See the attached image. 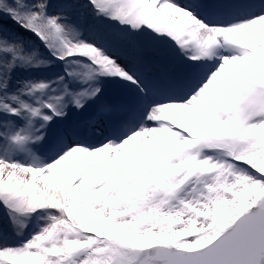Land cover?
I'll return each mask as SVG.
<instances>
[{"label":"snow or ice","instance_id":"obj_1","mask_svg":"<svg viewBox=\"0 0 264 264\" xmlns=\"http://www.w3.org/2000/svg\"><path fill=\"white\" fill-rule=\"evenodd\" d=\"M0 264H264V0H0Z\"/></svg>","mask_w":264,"mask_h":264},{"label":"rangeland","instance_id":"obj_2","mask_svg":"<svg viewBox=\"0 0 264 264\" xmlns=\"http://www.w3.org/2000/svg\"><path fill=\"white\" fill-rule=\"evenodd\" d=\"M8 23L11 27V22L9 21ZM138 47H140L144 51L146 59L150 62L162 63L164 61L166 53L161 52L160 49L157 46L153 45L150 41H148L147 38H139ZM106 97L112 102H119L115 97H120V93L118 89L109 85L107 87Z\"/></svg>","mask_w":264,"mask_h":264},{"label":"trees","instance_id":"obj_3","mask_svg":"<svg viewBox=\"0 0 264 264\" xmlns=\"http://www.w3.org/2000/svg\"><path fill=\"white\" fill-rule=\"evenodd\" d=\"M117 101H119L121 99V97H115ZM114 102V101H113Z\"/></svg>","mask_w":264,"mask_h":264}]
</instances>
